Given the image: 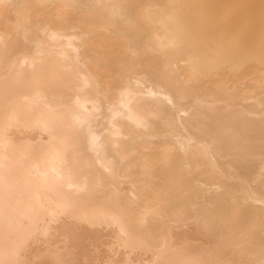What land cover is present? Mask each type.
Segmentation results:
<instances>
[{"label":"bare ground","instance_id":"6f19581e","mask_svg":"<svg viewBox=\"0 0 264 264\" xmlns=\"http://www.w3.org/2000/svg\"><path fill=\"white\" fill-rule=\"evenodd\" d=\"M168 220L208 250L152 260L264 264V1L0 0V264Z\"/></svg>","mask_w":264,"mask_h":264},{"label":"rangeland","instance_id":"374dc122","mask_svg":"<svg viewBox=\"0 0 264 264\" xmlns=\"http://www.w3.org/2000/svg\"><path fill=\"white\" fill-rule=\"evenodd\" d=\"M235 13H236L235 11H230L229 14L234 15ZM161 207H159L160 210H161ZM160 210L158 211V213H161L162 210L161 211ZM191 225L190 226L187 225L188 228L186 227L184 228L183 226L181 228L180 227L177 228V227H174L175 225L173 221L168 220L167 222L163 224L157 223L155 231L153 232L151 231V233L153 234H150L149 232L147 233V235L143 236L142 240L144 241H141L140 242L141 244H139L138 246H135V248L125 247L123 245L122 240H118L114 237L115 236L114 230L112 228L107 229L105 231L103 230L102 232H105L104 233L105 235H102L101 237L100 236L102 234L101 233L99 234V236H97V238L95 236L96 232L91 233L89 229L86 228L88 231V234H87V231L86 233L84 232V234L86 235L83 236L82 234V236H80L81 238L73 237L69 235H64V236L54 235V237H51V238L49 237L48 238L49 241L46 242L49 245L43 242L42 237L36 238L37 240H30V242H27V245H28L27 250L22 253L23 254L22 256L26 264L27 263L28 264H54L53 258H51L47 252L50 249L52 251L54 248L58 247L60 254L65 253L63 260L67 264H103L105 260H107L109 257L115 254L121 257L125 253H129V252L132 254L133 257H135V255H138L141 252L142 253L145 252L144 257H146V260L149 261V264H163L162 261H158L156 259L152 260V256H151V251H152L151 249L155 250V248H158L159 245L162 243L163 244L162 248L165 249L164 252L169 251L170 253L174 251L175 247L181 248L179 246L181 244L182 246L181 249H183L182 251H184V253L186 252V255L188 254L191 255L188 258H183V260L189 261L190 259L195 257V254L197 251L196 248H198V246L200 247V245H202V247L204 246V249L208 250L207 245H209V241L207 242L205 236L202 235V233L200 232L201 227L197 228L195 225L193 226ZM158 226L160 230L158 229ZM79 227H80V230H86L84 225H79L78 228ZM92 230L94 231V229ZM96 230L99 233V230L98 229ZM111 232H113V234ZM107 234L108 235L110 234L112 236L114 235V236L108 237L106 236ZM92 235L95 237L93 238ZM148 249H150L151 251H149ZM206 250L204 251L206 252ZM225 250L226 249L224 247L223 248L218 247L216 249L217 252L220 251L223 254ZM216 251H213V252H216ZM235 257H239V255L233 257V262H236L234 259H237V258Z\"/></svg>","mask_w":264,"mask_h":264}]
</instances>
